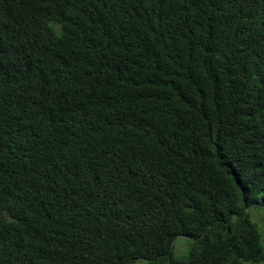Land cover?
I'll list each match as a JSON object with an SVG mask.
<instances>
[{
  "label": "trees",
  "instance_id": "16d2710c",
  "mask_svg": "<svg viewBox=\"0 0 264 264\" xmlns=\"http://www.w3.org/2000/svg\"><path fill=\"white\" fill-rule=\"evenodd\" d=\"M256 209L264 0H0V264H261Z\"/></svg>",
  "mask_w": 264,
  "mask_h": 264
},
{
  "label": "rangeland",
  "instance_id": "374dc122",
  "mask_svg": "<svg viewBox=\"0 0 264 264\" xmlns=\"http://www.w3.org/2000/svg\"><path fill=\"white\" fill-rule=\"evenodd\" d=\"M252 220L260 224L259 232L261 234V244L264 247V210L258 209L252 211ZM192 247L190 242L185 237H180L175 242L174 254L177 257L188 256ZM135 264H149L147 261H139ZM166 264V263H165ZM264 264V263H261Z\"/></svg>",
  "mask_w": 264,
  "mask_h": 264
}]
</instances>
